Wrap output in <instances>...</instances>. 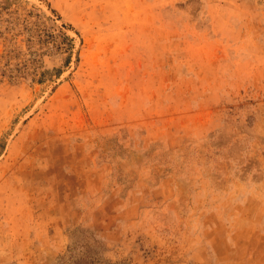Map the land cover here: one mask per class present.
Returning a JSON list of instances; mask_svg holds the SVG:
<instances>
[{
    "label": "rangeland",
    "instance_id": "374dc122",
    "mask_svg": "<svg viewBox=\"0 0 264 264\" xmlns=\"http://www.w3.org/2000/svg\"><path fill=\"white\" fill-rule=\"evenodd\" d=\"M264 264V0H0V264Z\"/></svg>",
    "mask_w": 264,
    "mask_h": 264
},
{
    "label": "trees",
    "instance_id": "16d2710c",
    "mask_svg": "<svg viewBox=\"0 0 264 264\" xmlns=\"http://www.w3.org/2000/svg\"><path fill=\"white\" fill-rule=\"evenodd\" d=\"M74 264H93L92 261H89V259L86 258H78L76 261H74Z\"/></svg>",
    "mask_w": 264,
    "mask_h": 264
}]
</instances>
